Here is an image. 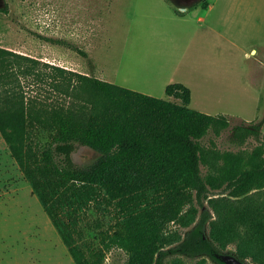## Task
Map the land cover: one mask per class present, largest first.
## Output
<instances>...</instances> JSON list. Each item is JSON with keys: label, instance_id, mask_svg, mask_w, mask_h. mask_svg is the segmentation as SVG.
<instances>
[{"label": "trees", "instance_id": "obj_1", "mask_svg": "<svg viewBox=\"0 0 264 264\" xmlns=\"http://www.w3.org/2000/svg\"><path fill=\"white\" fill-rule=\"evenodd\" d=\"M168 1L179 14L185 11L178 6H208L207 0ZM40 36L88 56L66 39ZM41 65L54 71L47 75ZM32 75L40 82L50 78L71 101L28 97L23 79ZM166 94L150 95L0 45V131L77 264H104L113 247L124 249L131 264H165L178 253L229 264L221 256L231 242L241 259L264 264L262 124L232 127L238 143L256 137L253 148L222 150L214 139L209 145L202 139L229 128L228 116L192 108V90L183 82L169 83ZM41 129L48 140L38 150L32 133ZM81 146L98 153L96 160L78 163L74 153ZM100 195L118 208V226L104 237L105 249L88 257L76 241V218ZM173 223L181 231L167 233Z\"/></svg>", "mask_w": 264, "mask_h": 264}, {"label": "rangeland", "instance_id": "obj_2", "mask_svg": "<svg viewBox=\"0 0 264 264\" xmlns=\"http://www.w3.org/2000/svg\"><path fill=\"white\" fill-rule=\"evenodd\" d=\"M209 3L211 18L217 16L225 34L217 39L215 58L211 48L215 43L198 46L193 53L195 40L185 37L184 23L207 9L197 5L188 8L185 18H178L168 0H0V9H8L0 10V45L163 98L168 97V83L183 82L192 90L191 107L225 114L230 120L231 126L220 135L212 131L206 135L204 144L214 139L222 150L251 149L260 141L250 137L238 143L232 127L242 121L258 122L264 132V0ZM40 34L63 37L88 56ZM38 69L47 75L54 71L46 65ZM23 80L28 97L46 102L72 99L51 85L48 77L43 82L34 75ZM47 140L46 130L32 133L38 150ZM97 157L87 146L74 153L82 165ZM118 212L102 195L79 210L76 241L88 257L105 249L103 239L117 228ZM178 229L181 231L173 223L166 232ZM237 249V242H231L223 252L238 256ZM106 254L104 264H131L130 255L122 248L113 247ZM243 260L259 264L252 257ZM0 264H77L1 131ZM165 264L219 263L205 254L178 253L167 256Z\"/></svg>", "mask_w": 264, "mask_h": 264}, {"label": "crops", "instance_id": "obj_3", "mask_svg": "<svg viewBox=\"0 0 264 264\" xmlns=\"http://www.w3.org/2000/svg\"><path fill=\"white\" fill-rule=\"evenodd\" d=\"M195 1L196 0H194L193 2H195ZM207 1H208V6L207 7H205L201 2H199L197 4V5H202L207 10H203L202 12H199L198 15L194 14L193 16L189 17L190 21L184 23V28L186 27V29H185V37L187 38L190 35L189 39L191 41L195 40V44L192 45L193 46L192 47V52L193 53H194V49L196 47H198V46L201 47V45H207V44L212 43V42L215 43V45L214 44L211 45V48H212V51H213L212 56H214V58H215V54L218 51V49H217V39L220 40L221 38H223V36H225V34L222 32L220 26H218L219 21L215 20V18H217V16H212L214 18H211L212 12L210 11L211 9L209 7L210 3H209V0H207ZM197 5L195 4V5L189 6L187 8L191 9L194 6H197ZM108 6H109V8H111V2L108 3ZM173 8L175 10V14L177 13L176 16L178 18H183L184 15L187 13V10H188L187 9L184 13L179 14L176 11V8H175L174 5H173ZM236 14H240V13L237 12ZM181 16H183V17H181ZM220 17L221 16H218V18H220ZM196 40H197V42H196ZM245 78H246V75H242V80H245ZM167 85H166V87H167ZM166 87H165V89H166ZM138 91H140V90H138ZM147 94L158 96L157 94H154V93H151V92H147ZM158 97H160V96H158ZM190 106H191V104H190ZM261 122L264 124V120H261Z\"/></svg>", "mask_w": 264, "mask_h": 264}, {"label": "water", "instance_id": "obj_4", "mask_svg": "<svg viewBox=\"0 0 264 264\" xmlns=\"http://www.w3.org/2000/svg\"><path fill=\"white\" fill-rule=\"evenodd\" d=\"M175 1L180 2V3L190 4V2H187L189 0H185L186 2L183 0H175ZM187 7L188 6H178V9H180L182 11H186L188 9ZM221 257L223 260H225L229 264H247L243 259H241L236 254L224 253V254H222Z\"/></svg>", "mask_w": 264, "mask_h": 264}]
</instances>
